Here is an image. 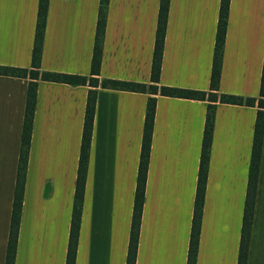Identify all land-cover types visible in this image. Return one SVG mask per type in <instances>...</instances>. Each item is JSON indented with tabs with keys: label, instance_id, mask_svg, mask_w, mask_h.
I'll return each mask as SVG.
<instances>
[{
	"label": "crops",
	"instance_id": "0c3cea01",
	"mask_svg": "<svg viewBox=\"0 0 264 264\" xmlns=\"http://www.w3.org/2000/svg\"><path fill=\"white\" fill-rule=\"evenodd\" d=\"M39 0H0V66L31 70ZM99 0H48L39 72L90 77ZM220 0H108L75 264H126L148 98L155 115L135 264H186ZM264 58V0H229L195 264H237ZM137 83L145 92L101 87ZM29 76H0V264H5ZM155 86L156 94L148 88ZM89 85L37 80L14 264H65ZM246 264H264V126Z\"/></svg>",
	"mask_w": 264,
	"mask_h": 264
},
{
	"label": "trees",
	"instance_id": "16d2710c",
	"mask_svg": "<svg viewBox=\"0 0 264 264\" xmlns=\"http://www.w3.org/2000/svg\"><path fill=\"white\" fill-rule=\"evenodd\" d=\"M48 0H39L37 20L35 26L34 45L31 56V70L17 69L0 66V76L25 78L29 76L24 119L22 125V133L20 140V149L18 155L17 172L15 178L12 210L10 216L9 237L6 248L5 264H14L16 240L19 229L20 213L23 201V191L25 175L27 170L28 150L31 139L32 120L36 101L37 80L67 84L71 86L89 85L90 89L87 94L85 115L83 121L79 159L77 166L74 200L72 208V216L70 223V231L66 252L65 264H75L76 245L79 234L80 214L82 209L84 185L87 173L88 155L91 143L92 122L95 109L96 91L94 88L98 86L100 62L102 56L103 37L106 23L108 0H99L97 22L94 36L93 51L90 63V77L68 75L50 72H39L40 56L43 46L44 27L47 15ZM229 0H220L217 32L214 44L213 59L209 78V88L211 93L206 94L200 91H192L187 89L161 87L160 95L167 97H175L191 100H207L205 122L202 135L201 155L199 162L198 178L194 200V211L190 232V239L187 251L186 264H195L196 253L199 241L200 221L204 202V191L207 179L208 159L211 147L212 128L215 117V103L231 104L238 106L255 105V99L242 98L230 95H217L220 82L222 50L224 45V37L226 30V22L228 15ZM169 0H159V9L157 16V24L155 31L154 49L152 66L150 73V81L154 84L159 81L160 65L163 52L164 36L167 24ZM101 87L129 91V92H145L146 88L142 84L128 83L120 81L102 80ZM151 94H156L157 88L150 86L148 88ZM259 100L257 101V112L254 123L247 191L244 200V208L242 215L241 233L237 264L247 263V251L250 238L252 213L254 207L255 190L257 184V176L260 164V154L263 139L264 126V58L260 77ZM155 98H148L145 110L144 126L141 139L140 156L138 163V172L136 180V189L133 201V210L129 234V243L127 250L126 264H135L136 250L139 237L140 219L144 201V189L146 183L148 160L150 154L152 128L155 115Z\"/></svg>",
	"mask_w": 264,
	"mask_h": 264
}]
</instances>
